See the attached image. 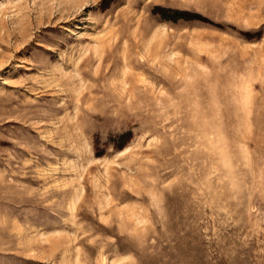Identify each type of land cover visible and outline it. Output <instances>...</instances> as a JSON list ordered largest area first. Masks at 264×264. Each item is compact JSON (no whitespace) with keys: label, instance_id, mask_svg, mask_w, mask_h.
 <instances>
[{"label":"rangeland","instance_id":"rangeland-1","mask_svg":"<svg viewBox=\"0 0 264 264\" xmlns=\"http://www.w3.org/2000/svg\"><path fill=\"white\" fill-rule=\"evenodd\" d=\"M0 264H264V0H0Z\"/></svg>","mask_w":264,"mask_h":264}]
</instances>
